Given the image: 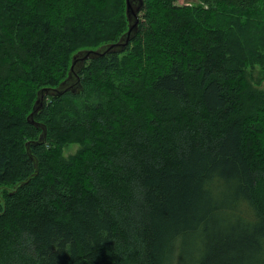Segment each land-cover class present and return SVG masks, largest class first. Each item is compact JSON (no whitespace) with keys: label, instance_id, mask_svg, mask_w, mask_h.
I'll return each instance as SVG.
<instances>
[{"label":"trees","instance_id":"obj_1","mask_svg":"<svg viewBox=\"0 0 264 264\" xmlns=\"http://www.w3.org/2000/svg\"><path fill=\"white\" fill-rule=\"evenodd\" d=\"M177 1L46 97L35 145L38 90L126 4L0 0V264H264V0Z\"/></svg>","mask_w":264,"mask_h":264},{"label":"water","instance_id":"obj_2","mask_svg":"<svg viewBox=\"0 0 264 264\" xmlns=\"http://www.w3.org/2000/svg\"><path fill=\"white\" fill-rule=\"evenodd\" d=\"M125 12L128 21L127 31L120 37V39L113 44H107L99 47L95 50H81L76 52L72 56L71 65L67 74V77L54 88H41L37 92L36 100L33 104V108L27 120L36 127L42 128V132L39 135L38 140L32 144H40L44 142L46 138V129L43 125L34 121V115L42 110L45 106L46 97L48 96H60L63 93L69 91L76 93L82 88L80 76L78 72L83 68L85 62L102 57L110 52L122 51L128 45L131 38L136 34L139 24L138 13L142 8L143 0H125ZM31 143H26V150L29 152V146Z\"/></svg>","mask_w":264,"mask_h":264},{"label":"rangeland","instance_id":"obj_3","mask_svg":"<svg viewBox=\"0 0 264 264\" xmlns=\"http://www.w3.org/2000/svg\"><path fill=\"white\" fill-rule=\"evenodd\" d=\"M177 4L183 5L184 1L183 0H178ZM258 72L259 69L257 66H255V68H249L247 70V73L249 75V79L251 80L252 83L256 84L257 80H258ZM258 77V78H257ZM260 89H264V82H261L258 86ZM79 149V145L77 144H72V145H67L63 151V155L65 156V158H70L73 155H75V153L77 152V150Z\"/></svg>","mask_w":264,"mask_h":264}]
</instances>
